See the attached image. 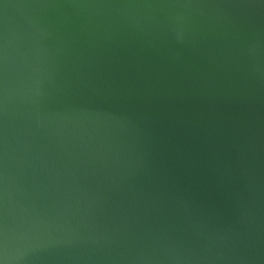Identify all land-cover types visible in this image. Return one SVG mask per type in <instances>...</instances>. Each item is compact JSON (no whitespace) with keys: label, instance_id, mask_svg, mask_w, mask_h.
<instances>
[{"label":"water","instance_id":"obj_1","mask_svg":"<svg viewBox=\"0 0 264 264\" xmlns=\"http://www.w3.org/2000/svg\"><path fill=\"white\" fill-rule=\"evenodd\" d=\"M0 264H264V0H0Z\"/></svg>","mask_w":264,"mask_h":264}]
</instances>
